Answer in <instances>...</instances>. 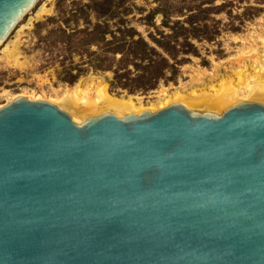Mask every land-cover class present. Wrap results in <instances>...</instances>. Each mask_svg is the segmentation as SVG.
<instances>
[{"label":"water","instance_id":"1","mask_svg":"<svg viewBox=\"0 0 264 264\" xmlns=\"http://www.w3.org/2000/svg\"><path fill=\"white\" fill-rule=\"evenodd\" d=\"M36 0H0V40ZM0 264H264V104L77 122L0 106Z\"/></svg>","mask_w":264,"mask_h":264},{"label":"rangeland","instance_id":"2","mask_svg":"<svg viewBox=\"0 0 264 264\" xmlns=\"http://www.w3.org/2000/svg\"><path fill=\"white\" fill-rule=\"evenodd\" d=\"M116 1L123 4L108 12L97 0H36L0 42V105L20 93L57 97L77 83L90 97L106 83L113 94L140 96L147 104L156 101L163 88H220L221 80L236 85L238 68H245L243 74L253 82L254 67L264 64V0ZM95 23L105 26L104 37L99 27L93 30ZM125 24L176 63L147 89L131 91L111 82L116 66L120 64L119 71L135 66L121 62L122 52L112 50ZM151 52L142 50L145 55ZM94 63L111 65L93 68ZM78 67H84L82 73L70 82L68 70Z\"/></svg>","mask_w":264,"mask_h":264},{"label":"bare ground","instance_id":"3","mask_svg":"<svg viewBox=\"0 0 264 264\" xmlns=\"http://www.w3.org/2000/svg\"><path fill=\"white\" fill-rule=\"evenodd\" d=\"M44 9L45 8L42 7L38 11V14H43ZM2 40L3 39H1L0 42H2ZM255 61H259V59H255ZM254 68L256 70L253 76H251L253 82H251L246 75L243 74V69L245 68H238L236 74L238 75L240 81L237 82L236 85L229 84L224 80H221L220 88L212 85L207 88H205L204 85V87L198 89H194L195 87L188 89V87L186 88L183 86L175 88V90L171 91L163 88V92L160 94L158 99L147 104L142 102L140 96H135L133 94H129L128 96H119L113 94L108 90V85L106 83L98 85V88L94 90L95 95L93 97H90L88 93L84 91L85 89H82V83H77L72 90H66L63 94H55L57 97L26 95L31 98L47 99L60 104L64 108L68 109L70 115L77 122H81L88 116L102 113V111L105 110H114L117 115L123 116L128 113H138L146 110L147 108H162L173 102H180L188 107H194L199 110L221 113L225 109L242 100L257 101L264 104V73H262L264 64H260L259 67L255 66ZM245 78L247 80H244ZM242 85L249 88V91L243 90L241 87ZM247 93L249 94L246 95Z\"/></svg>","mask_w":264,"mask_h":264},{"label":"trees","instance_id":"4","mask_svg":"<svg viewBox=\"0 0 264 264\" xmlns=\"http://www.w3.org/2000/svg\"><path fill=\"white\" fill-rule=\"evenodd\" d=\"M97 1H101L100 4L103 11L104 10L108 11L110 9L113 10L116 8L118 9V7H120L123 4L122 3L123 1H116V0H97ZM156 10H154L153 13L156 12ZM111 13L113 14V12ZM98 27L100 34L102 35V37H104V34L106 32L105 26H103V24L100 25L99 23H95L93 30L97 29ZM119 28L121 31H123V33L120 36L119 41L117 42L118 45L113 44L112 50L113 52L116 53L117 51L122 52L121 62L127 60L126 62L127 65H129V62H132L135 66L133 71L130 68H127L124 71H119V68H121L119 64L118 66L115 67L114 77L113 79H111V82L115 86L127 87L131 91L136 89H147L148 87L155 85L158 78L164 76L165 68L171 65L174 66V64H176L175 61L170 62L169 56L162 54L161 50L155 44L149 43V41L145 39L143 36H141L137 31V29L132 25L125 24V26L122 25V27ZM109 40L110 39H107L108 42ZM155 40L160 44L158 38H155ZM119 45H122L124 47L121 46L118 47ZM144 48L145 50L147 49L148 51H152V52L149 55H145L142 53V50ZM157 54L159 55L157 56ZM170 55L176 58L175 53L174 55L172 53ZM146 57H147V61L142 62V60ZM107 65H111V64H106V65H102V63L92 64L93 68H98ZM83 69L84 67H78L74 72L68 70L70 74L69 77H67V79L70 80V82L74 81L78 77V75L82 73L81 71Z\"/></svg>","mask_w":264,"mask_h":264}]
</instances>
